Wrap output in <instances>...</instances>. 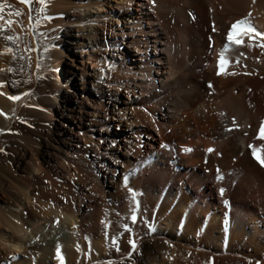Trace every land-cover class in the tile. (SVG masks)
<instances>
[{"label":"bare ground","instance_id":"1","mask_svg":"<svg viewBox=\"0 0 264 264\" xmlns=\"http://www.w3.org/2000/svg\"><path fill=\"white\" fill-rule=\"evenodd\" d=\"M8 2L0 0L4 7ZM62 3L46 0L45 14L64 9L66 5ZM137 5L141 10H137L139 14L130 32L122 31V40L115 41L116 58L106 55L97 41L85 46L82 37L58 22L48 25L47 30L55 32V26L59 30L65 28V36L38 52L39 72L45 80L51 77L54 67L61 70L68 58L73 60L66 77L68 85L81 77L86 80L97 76L101 82L115 78L119 88L135 95L136 90L148 94L133 108L128 93L124 115L113 110L110 116L102 118L101 108L87 103L78 116L80 129L87 130L92 141L98 132L101 140L112 141V149L106 153L111 160L107 175L111 184L115 183L119 199L125 194L121 187L125 189L126 185L121 183L123 186L119 187L124 176L129 177L136 192L123 214H130L135 199L142 203L139 222L133 229L145 235V239L136 238L133 249L131 238H125L118 260L129 264H264V167L253 154L255 150L264 159V140L256 139L257 128L264 121V35L240 34V44L227 39L232 25L238 21H245L264 34V0H155L154 5L150 0H138ZM105 6L102 0L77 5L82 12L91 11V17L79 18L78 26L90 28L94 40L102 31L114 33L113 21L120 25L131 16L117 12L118 7L112 5V11H106ZM0 17V23L8 20L6 16ZM19 29L27 27L13 26L15 32ZM16 41L6 39L0 42V48L13 49ZM128 50L137 51L134 59L131 60ZM220 54L229 56L221 74L216 67ZM85 58L89 59L90 68L85 67ZM6 64L11 68L14 65L10 59ZM117 74H122L123 80L117 79ZM48 87L54 95L57 88L56 103L60 102L62 107L56 108V116L53 112L38 115L51 123L65 120L67 113L76 110L72 96L63 94L57 80ZM84 97L88 102L90 94ZM46 99L55 104L52 96ZM103 103L104 99L100 107ZM129 111L133 119L130 123L125 119ZM119 122L124 125L117 127ZM5 123V117L0 115V126ZM140 123L144 128H140ZM191 148L193 152L188 151ZM117 165L122 169H117ZM33 170L40 171L35 167ZM202 188L205 190L201 191ZM57 214L62 228L51 227L47 236H42L43 226L39 223L33 228V233L43 239L39 264H51L55 251L61 256L59 264H66L67 254L70 264H116L112 249L107 250L108 257L102 254L89 263L79 262L81 253L77 256L74 251L75 236L88 217L81 210ZM23 240L6 236L3 242L16 253ZM168 243H175L188 253L187 257L190 254L193 258L190 256V262L188 258L185 263L183 256L181 263L179 251L172 250L179 256L173 257L179 259L174 261V252L167 255ZM1 251L0 243V258Z\"/></svg>","mask_w":264,"mask_h":264},{"label":"rangeland","instance_id":"2","mask_svg":"<svg viewBox=\"0 0 264 264\" xmlns=\"http://www.w3.org/2000/svg\"><path fill=\"white\" fill-rule=\"evenodd\" d=\"M6 1H9V5L3 8L0 15L6 16L8 20H5V23H0V42L6 40V37L12 36L13 40H17L15 42L17 44L13 49L11 48L10 55L5 52L9 48H0V84L3 85L0 87V115L6 119V123L0 126V239H2L0 243L3 255L0 258V264H39L38 259L41 258L39 250L43 247V239L33 233L36 229L35 225L38 223L42 225L43 232L41 234L47 236L46 234L51 227L62 228L57 213L71 210H81L84 217L93 216L92 219L87 218L85 220L81 232L78 231L79 234L75 236L74 251L76 255L82 254L77 255L79 262L89 263L102 254L105 255L104 257H108L110 253L107 250L111 251L112 249L111 256L114 257V260L119 261H116V264H120V260L124 261L121 264H129L123 259L118 260V257L122 252L125 238L135 240L144 237L145 239V235H140L133 229L139 222L138 216L142 209V203L135 199L134 208L130 214H123L126 203L132 196L129 192V188H132L130 179L126 186H123L125 185L123 179H121L123 182H119V187L128 188L123 189L121 187V191H125V194L119 199L115 189L116 185L115 183L111 184L107 175V165L110 164L111 160L106 153L111 151L112 141L101 140L99 132L95 133L94 141H92L90 136L86 135L87 130L82 131L80 129L78 116L84 112L82 108L88 103L89 106L98 110L101 108L102 112L99 110L100 116L106 118L110 116L113 110L123 112L125 103L129 102L128 93L131 94L130 101L133 103V108L139 106L140 98L148 97V94L143 93L144 95H142L136 90L135 95L129 90L117 87L115 78L111 81L101 82L97 76L96 79L87 78L86 80L81 77L77 81L71 82L68 89L66 77L72 70L73 60L67 58L65 66L59 71L57 67H54L50 73L51 77L45 80V77L39 72L38 52L58 38L65 36V28L59 30L55 26V32L47 30L48 25L58 22L66 25L67 28H71L74 35L82 37L85 46H90L91 43L97 41L101 44L99 47L101 46L106 55L116 58L117 46L115 41L122 40L120 36L122 31L130 32L135 17L139 14L137 10H141L137 5L138 0H135L134 3H129L130 1L122 3L121 0H115L111 3L110 0H102L106 3V11H110L112 5V7H118L117 12L131 16L122 20L120 25L117 24V21H113L114 33L102 31L98 35V39L95 40L90 28L78 26L79 18L91 17V11L87 9L82 12L77 5L87 3L89 0H61V3L66 5L65 8L56 11L53 15L45 14V5L41 4L39 0H32L31 5L22 3L21 0ZM17 12L20 15L14 14ZM10 20L12 23H9ZM15 25L27 27V29H23V31L19 29L18 32H15L13 30ZM39 27H42V30ZM135 38L140 37L136 35ZM121 48L122 51H127L126 48ZM129 53L132 60L134 59L132 56H136L137 51L131 50ZM8 59L13 61V69L6 66ZM84 61L85 67L90 68L88 66L89 59L85 58ZM117 76H119L117 79L123 80L120 78L122 74H117ZM54 80L62 84L65 96L66 94L72 96L76 110L67 113L68 118L65 120L51 123L44 116H39L38 112L47 114V116L49 112H53V115L56 116V108L62 107L60 102L56 103L57 88H55L54 95L52 89L48 87V84ZM84 94H90L88 102ZM212 94L213 92H210L209 96L212 97ZM9 96H20L21 99L13 101L8 99ZM48 96L53 97L55 104L52 105V103L47 102ZM102 99H104V103L100 107ZM130 113L129 111L128 117H125L126 122L129 121V123L133 121ZM97 117L98 115L95 114L94 118L97 119ZM88 119L87 117L84 121L85 125L88 123ZM120 122L117 123V127L124 125ZM139 125L140 128H144V124L140 123ZM133 128L136 127L133 126ZM112 131L115 132L116 128H113ZM191 152H193V148H191ZM34 167L40 171H34ZM116 168L122 169L118 165ZM135 173L139 174V170L135 169ZM204 190L205 188L201 189V191ZM137 201H139L138 207ZM18 203L21 206L16 208ZM134 215L137 216L136 222L132 221ZM116 225L118 226L116 227ZM63 232L69 233L66 229H63ZM154 235L156 238L157 231ZM6 236L24 239L21 250L16 253L11 252L8 245L3 242ZM113 246L117 247L114 248ZM168 248L167 255L172 256L170 253L174 252L172 254L175 256L173 255L172 259L181 256L182 258L179 257L182 260L181 263L184 261L188 263L193 258L190 254L187 257L188 253L175 243H168ZM183 256L186 259L184 261ZM52 258L49 259L51 264H59L58 261L61 256L58 252L55 251ZM188 258H190L189 261ZM70 259L67 254L64 258L66 264H70ZM75 260L78 262L76 258ZM177 260L174 259V261Z\"/></svg>","mask_w":264,"mask_h":264},{"label":"snow or ice","instance_id":"3","mask_svg":"<svg viewBox=\"0 0 264 264\" xmlns=\"http://www.w3.org/2000/svg\"><path fill=\"white\" fill-rule=\"evenodd\" d=\"M21 2L31 5L32 0H21ZM39 2L41 4H46V0H39ZM150 2L153 3V5H154L155 0H150ZM3 8H4V5L0 4V12H3ZM14 14L17 15V16L20 15V13H18V12L14 13ZM0 18H2V17H0ZM9 23H12V22L9 21ZM245 33L250 35V36L251 35H254V36H262V35H264L261 32H258L254 27L248 25L245 21H238L237 23L232 25V31L228 34L227 39L229 41H235V43L240 44V43H242V40L238 39L237 37H238V35L245 34ZM6 39L12 40L13 37L12 36H8V37H6ZM262 46H264V45H262ZM8 51L10 52L12 50L8 49ZM226 63H227V61L222 56L221 59H220V65H219L221 71L224 70V66H225ZM0 87H3V85L0 84ZM209 87H211V85H209ZM8 99L16 101V100L21 99V97L20 96H9ZM261 135L264 136V126H262V128H261ZM188 151H191V149H189ZM208 151L211 152V151H214V150L213 149H209ZM253 154H254L255 158L257 159V161L261 164V166L264 167V159H261L260 155L255 153V150H253ZM123 181H124L125 185H127L128 182H129V177L128 176H124L123 177ZM129 192L134 197L136 196V192H135L134 189L129 188ZM221 194H223V189H221ZM136 203H137V207H138L139 206V201H137ZM136 220H137V216H135V215L132 216V221L136 222ZM131 246H132L133 249H135V247H136L135 240L131 241Z\"/></svg>","mask_w":264,"mask_h":264}]
</instances>
